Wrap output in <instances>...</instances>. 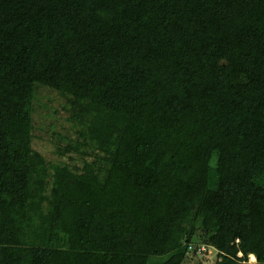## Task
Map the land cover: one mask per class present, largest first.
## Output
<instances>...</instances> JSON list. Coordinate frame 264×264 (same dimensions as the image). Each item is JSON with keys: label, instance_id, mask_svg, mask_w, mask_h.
<instances>
[{"label": "trees", "instance_id": "trees-1", "mask_svg": "<svg viewBox=\"0 0 264 264\" xmlns=\"http://www.w3.org/2000/svg\"><path fill=\"white\" fill-rule=\"evenodd\" d=\"M42 87L60 162L33 146ZM191 244L264 264V0H0V264Z\"/></svg>", "mask_w": 264, "mask_h": 264}, {"label": "rangeland", "instance_id": "rangeland-1", "mask_svg": "<svg viewBox=\"0 0 264 264\" xmlns=\"http://www.w3.org/2000/svg\"><path fill=\"white\" fill-rule=\"evenodd\" d=\"M62 104L63 99L56 92L44 87L39 89L34 116L33 146L54 162L63 160L56 153L57 145L61 141L60 135L72 136L73 134ZM217 253L215 248L207 246L203 254L188 255L185 264H215L218 261ZM248 259V263L256 262L251 255Z\"/></svg>", "mask_w": 264, "mask_h": 264}, {"label": "built area", "instance_id": "built-area-1", "mask_svg": "<svg viewBox=\"0 0 264 264\" xmlns=\"http://www.w3.org/2000/svg\"><path fill=\"white\" fill-rule=\"evenodd\" d=\"M208 245L206 244H202V245H199L198 247H195V245H189L188 247V255H196L197 254H203L205 253L206 251V247ZM196 251V253H194Z\"/></svg>", "mask_w": 264, "mask_h": 264}]
</instances>
